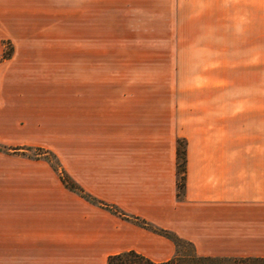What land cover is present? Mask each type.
Wrapping results in <instances>:
<instances>
[{
    "label": "crops",
    "instance_id": "obj_1",
    "mask_svg": "<svg viewBox=\"0 0 264 264\" xmlns=\"http://www.w3.org/2000/svg\"><path fill=\"white\" fill-rule=\"evenodd\" d=\"M0 144L198 255L264 258V0H0ZM185 142L176 193L175 144ZM167 236L0 150V264H106Z\"/></svg>",
    "mask_w": 264,
    "mask_h": 264
},
{
    "label": "trees",
    "instance_id": "obj_2",
    "mask_svg": "<svg viewBox=\"0 0 264 264\" xmlns=\"http://www.w3.org/2000/svg\"><path fill=\"white\" fill-rule=\"evenodd\" d=\"M10 50H11V47L7 46L4 49L0 58L8 56L10 53ZM18 148L21 149V146H11L10 147V146H5L3 144H0V150H3V151L16 150ZM184 164H185V142L182 138H177L176 144H175V167H176L175 182H176L177 195H181L183 185H184ZM58 171H59V177L65 186L75 190L80 195L86 197L87 199L91 201L92 200L96 201L98 204L108 207L113 212L119 214L122 217H125L139 225H142L146 228H149L153 231H156L158 233H161L167 236L175 244V253L171 257L165 260L154 261L133 249H127V250L108 254L106 258V264H264L260 262L261 260H264V258H260V257L198 255L193 250V247L189 241L179 237L173 231L159 227L157 225H154L150 221L144 218H141L137 215L126 214L123 211H120L118 208H116L111 203L105 202L99 198H96L90 195L86 191H84L82 187H80L77 183H75L73 180H71L66 175V173L61 167L58 168ZM180 241H185L189 243L191 245L192 250L184 251V250L179 249L178 244Z\"/></svg>",
    "mask_w": 264,
    "mask_h": 264
},
{
    "label": "rangeland",
    "instance_id": "obj_3",
    "mask_svg": "<svg viewBox=\"0 0 264 264\" xmlns=\"http://www.w3.org/2000/svg\"><path fill=\"white\" fill-rule=\"evenodd\" d=\"M19 146H21V149L18 148V149H16V150H7V152H10V151H12V152H19V153L26 154V155H28V156H30V157L41 158V159L45 160V161L51 166V168L55 169L56 171H58V168L61 167V166L59 165V161H58V159H57V156L55 155V153H54L50 148L45 147V146H38V145H19ZM26 146H28V147H26ZM45 150H46V151H45ZM48 151H49V152H48ZM64 172H65V171H64ZM58 173H59V171H58ZM65 173H66V172H65ZM66 175H67L71 180H73L75 183H77V182H76L71 176H69L67 173H66ZM77 184H78V183H77ZM78 185H79L80 187H82L80 184H78ZM66 187H67V186H66ZM67 188H69V187H67ZM69 189H70L71 191L75 192L76 194H78L79 196L83 197V198H84L85 200H87L88 202H90V203H92V204H94V205H97L98 207L103 208V209H105V210H107V211H109V212H111V213H113V214H115V215H117V216H119V217H121V218H123V219H125V220H127V221H129V222H131V223H133V224L139 225V224H137V223H135V222H133V221H131V220L125 218V217H122V216H120L119 214L113 212V211H112L111 209H109L108 207L102 206V205L98 204L96 201H93V200L91 201V200L87 199L86 197L80 195V194H79L78 192H76L75 190H73V189H71V188H69ZM82 189H83L84 191H86L83 187H82ZM86 192L89 193L90 195L96 197V198H99V197H97L96 195H94V194H92V193H90V192H88V191H86ZM99 199H101V198H99ZM101 200H103V199H101ZM103 201H105V200H103ZM105 202H107V201H105ZM108 203H111V202H108ZM111 204L114 205L116 208H118L120 211H123L124 213L129 214V213L126 212L125 210L121 209L117 204H115V203H111ZM139 226H142V225H139ZM142 227H144V226H142ZM148 229H149V228H148ZM178 248L181 249V250H184V251H191V250H192L191 245H190L189 243L185 242V241H180L179 244H178ZM260 262H261V263H264V260H261Z\"/></svg>",
    "mask_w": 264,
    "mask_h": 264
}]
</instances>
